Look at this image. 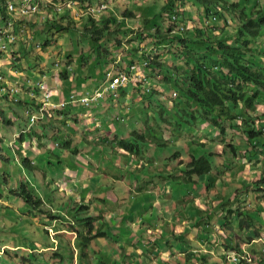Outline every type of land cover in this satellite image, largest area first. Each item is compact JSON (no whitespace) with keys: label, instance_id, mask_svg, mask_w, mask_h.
<instances>
[{"label":"trees","instance_id":"16d2710c","mask_svg":"<svg viewBox=\"0 0 264 264\" xmlns=\"http://www.w3.org/2000/svg\"><path fill=\"white\" fill-rule=\"evenodd\" d=\"M34 1L41 4V0ZM54 1L56 2L57 0H53V2ZM59 1L61 4L72 2L78 6H83L84 4L93 5V0ZM4 2L5 0H0V5L2 4V6H0L1 24H3V20H6ZM176 4H179L180 7L188 5L196 16L198 15L197 20H192L194 25L192 24V26L189 24L191 30L187 29L182 34L171 33L172 28L175 26V21H172L171 16L175 14L179 16L182 13L181 8L176 9ZM151 5L152 4L146 5V17L142 20L139 30L132 34L134 38L127 41L130 47L129 53L130 55L140 58L138 64L142 61L147 63L146 74L148 77L154 79L159 77L158 83L160 85L157 87L161 86L163 90L170 89V93L171 90L176 91L177 96L173 100L174 102L170 108L166 110L161 108L156 118L154 115L152 117V115L148 116L146 114L144 120L142 119L144 123L143 128L139 130L131 128V130L121 138L116 136L112 140V143H115V145L111 143L110 146L116 151L114 155L115 159L117 161H123L127 158L132 159L131 156H140L143 153V149L146 151V146L149 145H151L149 148L152 151L155 149L162 151L168 150L172 143H181V148L178 150H175L173 145L171 147L172 154H169L171 150H168L169 156L166 158L167 161L182 156L181 154L184 152L187 154L186 159H188V161L185 164L180 163L179 168H175L174 173L175 175L178 174L179 178L174 179L180 180L183 183L192 184L197 183V181L194 180V177H196L197 180L201 179L204 181L201 187L203 186L209 189L214 169H216L214 171L215 176H219V172L217 173V164L211 161L212 156L221 158L223 154L230 153L234 158L236 157V160L245 158L250 151L251 153L254 152V148H256V145L261 141L259 138L264 137V114L259 118H257V116L252 117L253 115L251 114L256 113L261 104L264 105V40H262L264 38V7L259 4V0H165L164 6L156 12ZM47 8L52 9L51 5H47ZM106 15L107 12L103 13L98 19H94L91 16L83 17L87 20L86 24L83 26V32L84 37L87 38L85 41H87L86 46L88 51L86 52L87 55L83 52L79 55V60L76 61L77 67L75 69L72 68L73 62L71 56H68L65 58L69 59L66 65L57 70V76L61 82L60 88L63 98H68L71 91L78 92L77 90L80 89L81 83H83L80 77L83 67H87L88 73L92 78L104 77L107 71H104V69L115 61L112 52L110 53L108 49L104 47L105 43L113 44V47L121 49V42L118 40L113 42L111 38L115 35L121 38L126 36V34L132 30L126 26L124 21L127 19L133 20L140 18L137 14L128 10L122 12V15L120 14L119 20L112 14L108 17ZM52 17L56 18V20L52 23V26L49 25L50 29L53 27L59 33L62 31L72 33L70 30L75 29L74 15L71 10L65 8L62 12L58 13L53 8V11L48 12V20L46 22H50ZM212 17H215L217 21L212 23ZM121 18L123 20H120ZM65 19L67 20L66 22L64 21L63 24V20ZM112 26L113 30H111ZM7 34L9 35L8 32ZM22 38L23 37H21V39ZM146 38H150V43H153L155 48L163 49L164 52L161 55L152 56V54L147 53V51H139L138 49L140 46L144 45V40ZM5 39H7V37ZM31 40L33 41V38H31ZM37 40V44H40L43 48L48 47L50 44L49 39L45 37L42 32L37 34ZM37 44H34L36 48L38 46ZM9 45L14 49L13 44L9 43ZM259 45L260 47L258 48ZM254 48H256L261 55L259 59L260 62L258 58L253 55ZM12 54H17V50L12 52ZM165 54L168 58L172 59V61L174 60L175 63L177 62V64H167V62L163 60ZM131 64L133 63L128 62L125 70L121 66L122 69L120 72H128V66H131ZM72 70H74V72H71ZM102 70L103 72H101ZM75 72L76 76L73 75L71 78V75ZM124 92L125 91L122 90L120 95H125ZM151 94L154 95L153 92H151ZM152 95L147 97H151ZM77 96L79 97V94H77ZM143 97L146 96L143 95ZM106 98L105 100L107 102L108 99L110 100L109 104L115 103V100L111 99L110 95ZM101 101L102 99L97 101L98 105ZM17 106H20V104L18 103ZM34 110L37 112L38 106H36ZM58 111L59 112L52 115L45 110L43 112L44 117L36 121L35 125L37 129L29 132V134L24 133V131L19 133L16 138L18 141L16 153L13 152L15 160L14 158H3V153L5 151L1 147L3 141L0 138V188L1 184L3 186L1 191L5 189L8 193L6 198H10L11 200L13 198L16 203H20V207H23L26 215L33 218L45 219L49 221L46 222V225L50 226L53 222L63 219L64 216H61L59 209L64 212L68 207L64 205V202L58 205L56 213H53L52 207L49 205V202H47L48 199L42 193L44 192V190H42L43 187H41L42 182H46L48 179L46 173L50 172V176L52 177L50 181L51 183L54 182L53 186L64 177L65 173L67 175H76L79 180L85 182L81 174L83 173L84 175L86 168H83L81 165L79 167H74V165H72V170L69 171L65 169V167L68 168L69 166L66 165L64 160H69V158L72 159L70 154L74 155V157L75 155H79L80 152L78 149H81L83 152L85 150L83 148L84 145H86L87 152L93 148L89 142L80 139L82 135L76 133L80 131L78 130L80 123L81 125L83 123L79 114L89 111L81 107L76 109L77 112H71L68 107H63ZM167 111L171 112L168 113ZM42 119L44 122L49 121L50 123L54 121L56 124H61V126L66 125L70 128L72 134L65 136L64 133L59 132L60 129L55 126L56 130L52 131V134L45 135V124L41 125ZM257 120L262 121L258 129L255 127ZM150 121H152V123H150ZM161 123L164 124V127L162 126L161 128L160 126L159 128V124ZM2 125L10 128L12 127V122L9 119L6 120V118H3ZM203 125L208 128L210 127L213 135L215 132L218 133L216 139L212 138L209 141H213L217 145H224V147L222 146L220 154L214 150V145H206L200 142L199 138L203 131L201 128ZM36 130L38 132H36ZM55 132H59V134L54 138L53 134ZM234 133L243 141V145L245 143L249 144L250 150L248 148L240 149L233 144L232 137H234ZM75 135L79 138H76ZM27 138H31V140L29 141ZM203 138L206 139V137ZM26 139L29 141L28 146L30 147H28V153L21 151V145L26 144ZM74 139L77 141L76 143H74ZM32 141L35 142L36 148L40 146V154L37 152H33L34 154L31 153L34 150L31 149ZM56 141H59L58 144H56V148L59 147L58 149L52 147ZM82 144L83 146L81 147ZM211 146L213 147L211 148ZM201 149H204L205 152ZM191 151H201L202 155H195V153ZM35 154L38 155L36 156ZM145 155H148V153L145 152ZM34 156L38 158V163L43 169L37 166L38 163L35 162L36 158H34ZM17 157H19V161ZM60 158L64 159L65 166L62 165ZM260 158L264 159V156L261 155L259 159ZM53 159H56L57 162H52ZM252 160V158H249V162H252ZM152 161L154 163L158 162V160L155 159ZM152 161L144 163V166L142 165L141 168L142 170H147L146 175L140 176L141 179H148L146 185L149 184L152 178L162 177V175L159 174L147 176L149 175V171L154 169ZM55 164L58 165V168ZM242 164L244 163L242 162ZM242 164L239 165L242 166ZM48 166L54 167L55 169L48 168ZM76 168H79L80 171L74 170ZM21 170L27 171L29 176L28 179L22 176ZM119 171L120 170H117V172ZM230 175L232 178H237L238 176L240 179L243 174L241 171H236L230 172ZM215 176L212 179L213 183L217 181ZM9 177L10 179L8 180ZM167 178H169V175L162 179ZM219 180H221V178ZM102 183L105 184L103 180ZM251 185L253 186L252 197L255 200L254 205L256 207L254 211L260 213L261 210H264V204L258 202L260 199L264 201V177L254 179ZM65 186H62L63 194ZM104 186L102 185L99 191H94L91 186L89 187V185H86L85 188L81 190L82 193L85 192V194L83 196L81 194L80 198L76 200L77 202L67 199V204L69 201L77 203V206L72 210L74 213L73 218H76V221H74L72 225L68 223L64 226V229H66L68 233H73L75 237L73 240V248L77 251L76 259L78 262H76V264H88L89 258V264H149L150 250H153L154 244H156L154 241L160 237L161 234L159 233L157 236L151 234L148 239L143 242L144 245L139 244L137 246L130 242V233L132 230L123 231V229H125L124 226H121L123 223L118 228L116 224L120 223V220H125L124 211L128 209L129 205H131L129 210H132L135 206L134 202L131 204L129 201L127 196L128 191L125 192L120 190L119 194L121 197H115V192H112V190L110 192L107 186ZM110 188H113V185H111ZM244 188H232L231 195L235 202L237 201V204H234V206L228 204H223L221 206L220 204L218 213L215 214V220L220 218L221 214L226 211V214L222 218L223 223L221 226H223V228H226L228 225L231 227V225L233 226L235 221H237L240 232L245 233L249 231V228H252V235L257 237L261 226L250 216V213L253 212V208L247 205L250 200L245 201L246 203L244 202L245 204L243 205L238 204V197L242 194L248 195V191H250L249 187ZM124 189L130 190L128 188ZM240 190L244 193L241 194ZM148 194L151 195L150 193ZM94 195L101 203H104L106 197H108L111 200L113 199L112 202H118L123 205L124 211H122V214H118V217L114 218L109 216L110 221L112 219L115 220V225L109 224L103 220L104 216L102 211L97 212L95 208L91 207L89 203L91 197ZM0 197L3 198L2 193H0ZM83 197L84 199H82ZM44 198H46L45 201H43ZM83 201L87 202L82 203ZM137 207L141 206L139 205ZM64 208L66 209L64 210ZM2 209L10 213L7 207H3ZM192 209L196 210L197 208L195 209L192 207ZM86 212L88 213L87 215L84 214ZM80 215L82 218H78ZM200 215L203 216L201 219ZM14 217L17 218L16 216ZM192 217H198V219H200H197L198 221L195 223V227H193L197 230L195 234L197 233L196 236L198 239L202 236L205 228L211 227L214 229L216 227V225L211 226L215 224L214 222H210L212 218L211 214H204L202 211H200L199 214L197 210V212L192 213ZM134 220L128 219L129 222H134ZM93 224L97 226L94 227ZM46 225L44 227H46ZM199 226H203V229L199 230ZM41 229L39 237L41 233H43L44 236L48 238L46 230L44 228ZM232 229V227L231 229L228 228L225 233L231 235L233 233ZM132 234L137 236L133 232ZM226 234L223 232L218 234L221 244L224 248L238 251L239 244H237V249L232 247V244L227 245V240L231 242V238ZM183 235L186 237V233ZM172 238L171 236V239ZM251 239L252 238L245 237L246 241ZM39 240L41 241V239ZM96 240L103 241V245L109 252V256L107 251H104L107 254L103 251H98L99 254L97 257L93 255V253H97L92 245V242ZM200 240H204V238H200ZM123 241L128 246L132 245L133 249L137 252H129V247H126L125 251L124 248L120 246ZM41 243L44 245L45 250L51 248L53 244L51 242V245L47 246L48 244L42 241ZM138 243H140V241H138L137 244ZM112 244H114V246ZM138 250L148 251L147 257L144 256V252L140 253ZM54 255H58V257L62 258L59 254ZM137 255L139 258L134 260ZM70 257L72 258V254ZM184 258L182 264L205 263V258L194 255L186 254Z\"/></svg>","mask_w":264,"mask_h":264},{"label":"rangeland","instance_id":"374dc122","mask_svg":"<svg viewBox=\"0 0 264 264\" xmlns=\"http://www.w3.org/2000/svg\"><path fill=\"white\" fill-rule=\"evenodd\" d=\"M21 1L22 0H17L15 2V7L18 11L14 14H11L8 18V20L12 23L11 29L9 30L5 29V26L0 23V31H2L3 33L5 32V30L8 31L9 36L13 38L11 44H13L14 46V51L17 50V54H15L14 57L12 55H11L12 57L6 56V59L1 60L2 62L0 64V75L10 80L12 82L13 88L17 90V93L15 94V96L13 93H9V94L0 93V138L3 141V145H1V147L5 151L3 153V158L4 157L10 158V159L14 158V160H15V157H13V155L14 153H16V149L18 146L17 144L18 141L16 138L18 137L19 133L24 131V133L29 134V132L37 129V126L35 125L36 123L33 126L28 127V123L26 121L25 112H24V109H26V107L24 106V104L25 103L29 104L27 105L28 110L31 111L32 113H35L34 108L39 103V100L42 97V91L38 88V84L44 82L47 86V91L51 93L50 103L52 105H55V103H57V101L55 100L61 99V92H62L60 88L61 82L59 81L58 76H57L58 74L57 70L60 68H63L66 65V62L69 59H65V58H67L68 56H71L72 62H73L72 68L75 69L77 67L76 61L79 60V55L82 52L85 53V55H87L86 52L88 51L87 46H86L87 41H85V39L87 40V38L84 37V32H83V26L84 24H86V21H87L86 18L82 17L78 21H74L75 29L70 30L72 31V33H68L66 31H62L59 33L53 27L52 29H50V26H52V23L55 22L56 18L52 17L50 22H46L48 20L47 19L48 12L51 11V9L47 8L48 4L51 5V7L53 8H55L56 6V9L57 8H60L61 10L63 9L64 5L61 4L59 0H57L56 2L55 1L53 2V0H42L40 8L39 7L37 8L36 4L32 5L31 2H29L27 8L24 9V11H28V13H25V14H22L19 11L22 8ZM229 1H232V0H229ZM92 3L93 5L86 6V7L95 8L97 4L106 5L107 8L104 10L103 13L107 12V15H106L107 17L110 14H112L117 20H119L120 18L119 16L122 15V12H125L126 10L132 11V13H135L138 16H140V18H136L133 20L127 19L124 21L126 23V26L128 28H131L132 30L128 32L126 36H123L121 38L120 36L115 35L113 38H111L113 42L116 40L121 42V45H122L121 49L113 47L114 46L113 44L111 45L110 43H105L104 47H106L110 53L112 52V56L115 58V61L111 63L109 67L104 69V71L107 70L104 76H106L108 72H111L112 74L120 73V70L122 68L124 70L127 68L126 65H128V62H132L133 64H138L140 62L139 61L140 58L135 57L134 55H130L129 53L130 47L127 44V41L131 38H134L132 34H134L135 32L139 30V26L142 20L144 19V17H146V13H147V10L145 9L146 5L152 4L151 7H153L154 11L157 12L158 10H160L161 7L164 6L165 0H107V1L93 0ZM259 4L264 7L263 0H259ZM33 6L36 7L35 11H33L32 9ZM86 7L80 8L78 6H74L72 10L80 14L81 12H84ZM177 8H181L182 13L184 12L183 15L182 13L181 15H179L180 22L192 25L193 24L192 20L198 19V15L196 16V14L191 10V8L188 5L180 7L179 4H176V9ZM101 14L102 13L96 14L94 18L98 19L99 17H101ZM66 20L67 19L63 20V24H64V21L66 22ZM120 20H123V19L121 18ZM190 28L191 27H189V29ZM187 29H188V26H187ZM111 30H113V26L111 27ZM40 32H42L44 36L49 39L50 44L46 48H43L40 44H37L36 42L37 34H40ZM21 37L23 38L21 39ZM31 38H33V41L31 40ZM262 40H264V38ZM37 41H40V40H37ZM150 42H151L150 38H146L144 40V45L140 46L138 50L139 51L143 50L144 52L147 51V53L152 54V56L161 55L164 52L163 49L155 48L153 43H150ZM34 44H37L39 48H36ZM259 47L260 45L258 46V48ZM9 48H11V46ZM253 50H254L253 55L257 57L259 61L261 57V55L259 54V51L256 48H254ZM6 54L7 52L0 51V59L5 58ZM130 60H133V61H130ZM163 60L166 61L167 64L175 63L174 60L172 61V59L168 58L166 54L164 55ZM175 64H177V62ZM71 72H74V70H72ZM101 72H103V70ZM27 74L29 77L27 76ZM73 75L76 76V72L71 75V78ZM90 76L91 75H89L87 67L86 66L83 67L81 75H80L81 81L83 83H81L82 85L80 89L77 90L78 92L75 91V92H72L71 94L81 95L87 91L95 90L96 88H98L100 84L102 83V77L92 78ZM158 80H159V77H158ZM158 80L156 78L150 81L152 82V85L154 84L153 86H155V85H160L158 83ZM160 87H153V89L150 92L153 91L154 95L149 94V95H146V97H143V94L141 95V93H137V92L134 93L135 88H132V86H129L125 90H127V94L130 91L133 92V96L131 97V94H132L131 93L130 96L128 97V100L126 101L124 99L126 95L121 96L120 95L121 93L119 92V94L117 95L118 97L116 96L112 98V99H116L113 105H116L117 107H114L111 104V106H109L108 109L105 105L106 103H108L105 100L107 99L106 98L107 95H105L104 99H102L101 103L99 104L102 106L97 107V111L102 112L104 110L101 114V118L97 120V122L100 123V127H96L95 131L94 130L90 131L89 130V128H91L90 124L89 123L84 124L85 120H83L82 125L80 123V126L78 127V130L80 131L76 133L79 135H82L80 139L86 140V142H89L90 145L99 144V146L96 148H99V150L100 149L103 150L104 147L107 146V144L100 143V137L102 135H105L109 129L112 130V129L118 128L119 130H125L126 132H129L130 128H135V130H139L143 128L144 126V123L142 119L140 118H143L144 120L146 113L148 116L152 115L153 117L154 115V117L156 118L157 113L161 111V108H164L165 110L170 108L171 106L170 103L172 102V100H170L169 102V98L167 99L170 93L169 91L170 89H166V90L164 89L165 90L164 94H161ZM138 89L139 88H137V91ZM150 95L152 96L147 97ZM17 103H20L21 105L20 106L15 105ZM69 106L75 109H79L78 107H74L72 105H69ZM53 110L54 109H52V111H49V114L54 115L56 112H59L58 110H54V111ZM89 112L91 113V110H89ZM167 112L170 113L171 111H167ZM251 114L253 115L252 117L257 116V118L262 116L264 114V105H260L256 113H251ZM9 115L14 116L13 117L14 123H12V126L13 124L14 126L7 128V126L2 125V120L3 118L5 119L6 117L10 120ZM104 118L106 119V121H104ZM104 122H106V128L102 125V123ZM91 123L94 124L95 120H92ZM150 123H152V121H150ZM261 123H262L261 120H257V122L255 123V127H257V124H261ZM44 124H45V135L52 134L51 132L56 130L55 126H57L60 129L59 132H63L65 136H69L70 134H72L70 131V128L67 127L66 125L61 126V124H56L54 121L50 123L49 121L48 122H44V120L41 121V125H44ZM160 126L162 128V126L164 127V124L161 123L159 124V128ZM201 128L203 129V131L201 132V136L206 137L207 140L205 141V144L208 145L209 144L208 140H211L213 138L212 129L210 127L207 129L205 125H203ZM36 132L38 131L36 130ZM59 132H55L53 134L54 138L56 137V135L59 134ZM98 133H100V137ZM216 133L217 132H215V134ZM215 137H217V135H215ZM27 139L29 141L31 140V138H27ZM27 139H26V144L21 145V148H22L21 151H24L25 153H28V150H29L28 149L29 141ZM259 139L262 141L264 137H260ZM58 142L59 141H56L52 147L56 148L57 147L56 144H58ZM76 142L77 141L74 139V143ZM200 142H204V141H200ZM232 142L235 146H238L240 149H246V148L249 149V144L245 143L243 145L242 144L243 141H241L240 138L236 136V133H234V137H232ZM210 144L214 145V147L211 146V148L213 147L214 150H216L217 153L219 154L222 151V146L224 147V145L222 146L217 145L213 141ZM170 145L171 146L169 147L168 150H171V151H169V154H172L171 147L173 145H174L175 150H178L181 148L180 147L181 143H175V144L172 143ZM82 146L83 144L81 145V147ZM85 146L86 145H84L83 147L85 149L83 152L81 151V149H78V151L80 152L79 155H75L74 157L70 154L74 162L70 158L69 160L68 159L64 160L63 158H60V161L62 162L63 166H65L64 161L66 162V165L69 166L68 168L65 167V169L69 171L72 170L71 169L72 165H74V167H79L80 165L76 162V160L80 161L81 166H83V168H86L84 175L83 173L81 174L82 178H84L85 182H88L87 185L92 184V189H94V191H99L98 189L102 185L104 186V184L102 183L103 175H104L102 164L104 163L105 165V162L110 159L108 161V168L110 169V172H108V174H113L116 180L121 178L123 182L120 184V187H116L118 182H113V184H115V187L113 188H110L111 185L110 183H108L106 184L107 189H110V192L111 190L112 192L114 191L115 197L117 196L121 197L119 194L120 190L125 191V192L129 191V190H125L124 188L130 189L134 195H137L140 193L138 197H133V198L134 200H138L137 203L141 207H137L136 204H134L135 206L133 207V209L129 210V208H131V205H129L126 211H124L123 205L119 204L118 202L116 203L115 202H112V203L102 202L101 203L99 200L93 198L92 196V204L94 205L95 209L97 211H100V210L103 211V214H104L103 220H105L109 224L111 223L112 225H115V220L112 219L110 221L109 216L110 217L112 216L113 218L118 217V214H122V211H124L125 220H120V223L116 224V227L118 228L123 223V225L126 224L127 228H130L132 225V222H129L128 219H133V220L135 219V222H137V220L141 221L143 219L145 223H150V225H153L157 223V221L161 218L162 220H169L170 218H172L171 215L168 216L166 214L167 212L166 210L158 209L156 206H154L153 208L151 207V204L156 201L155 193H157V189L152 188L153 184H155V186L161 185L167 179L165 180L161 178L159 179L158 177L152 178L149 184L146 185V181H148V179H143V178L141 179L140 176L146 175L147 170L146 169L142 170V169L137 168V164L134 163L135 159L138 161L141 160L144 163H149V161H152L153 159L158 160V165L160 166H158L156 169L150 170L149 175L147 176H152V174L158 175L164 171L171 172V169L173 167H171L169 171V168L163 165L166 163V158H167L166 154H168V150L160 151V150L155 149L152 151L149 148L151 145H149V146H146V151L145 149H143V153L140 156L138 157L132 156V159L134 161L130 160L126 164L125 161H119V160L114 161L113 160L114 155L116 154V151L114 150H110V154L106 156L98 154L93 158L94 154L88 155V152ZM40 149H41L40 146H38L36 150V151H39L37 152L39 154L41 151ZM201 150L205 152L204 149H201ZM33 152L34 151H32L31 153L34 154L35 152L34 153ZM145 152H147L148 155H145ZM191 152H194V151H191ZM194 153L195 155H202L201 151L194 152ZM253 153L254 155H257L256 152H253ZM35 155L37 156L38 154H35ZM181 155L182 156L177 157L176 159H170V160L172 162H175L177 165H179L180 163L185 164L188 161V159H186L187 154L186 152H184ZM36 156H34V158H36ZM221 158H223V161H221L220 157H217V156L216 157L212 156L211 158V161L214 164H217V167H218L217 173L219 172V176L218 175L215 176L214 174V171L216 169H214L212 173L213 174L212 179L215 176V178H217V181L213 183V180L211 179L210 188L209 189L205 187L202 188L205 194L209 193L211 195L212 202H214L213 196L215 195V191L221 188V181L219 180L220 178L224 179L225 177H231V179L230 178L225 179L223 183L224 186L234 182V179H232V176L230 175V172H234V168H231V166L227 165V163L230 162L231 158L232 159H236V158H234L230 153L223 154ZM17 160L19 161V157H17ZM245 161L246 159H244L242 162H245ZM35 162L38 163V158H36ZM52 162L56 163L57 160L53 159ZM113 162H116V163L113 164ZM153 163L154 162L152 161V164ZM220 163L222 166L220 165ZM56 165L57 164H55V166ZM37 166L40 169H43V167L40 166L39 163ZM48 168H54V167L48 166ZM57 168H58V165H57ZM115 169L122 170L123 171L122 175L118 173L116 174ZM250 173L252 174L253 170H250ZM21 174L24 178H27V179L29 178L27 171L25 172L21 170ZM46 174L49 180L47 179L46 182H42L41 187H43L42 190H44V192L42 193L48 199L47 202H49V205L52 207L54 214L57 211L56 208L58 207V205L63 204L65 202L64 205H66L68 209L65 210L66 208H64L65 210L64 212H62L59 209L61 216H64L63 219H59L58 221L53 222L52 225L50 226V225H46L47 224L46 222H49V221L45 219L44 221L42 218H33L29 215H26V213H24L23 207H20L21 205L20 203H16L13 200V198L12 200L10 198H6L8 193L5 189L4 191H1V188H3L1 184L0 193H2L3 198L0 197V264H76V262H78V260L76 259L77 251L73 248V240L75 238L74 234L68 233L66 229H64L65 224L70 223V225H72L74 224V221H76V218H73L74 213L72 212V210L75 206H77V203H72L71 201H69V203L67 204L66 202H67V199L77 200L78 198H80L81 194L83 196L85 192L82 193L81 190L85 188L86 185L82 186V181L79 180V178L76 175H72V174L67 175L65 173L64 177L60 181H57V183L53 186L54 182L51 183L50 181L52 179V177L50 176L51 175L50 172H47ZM96 176H97V179L89 180V177L93 178ZM251 178L252 179L250 180L249 185L253 183L255 176L254 177L252 176ZM9 179L10 177L8 178V180ZM158 180L159 182L156 183ZM243 180L247 181L248 179L246 178ZM93 184H97V187L93 186ZM62 186H65V188L63 187L64 194L62 193L63 191ZM53 187H54V190H53ZM188 187L189 189L187 188V190H191L193 188V186L190 184H188ZM249 188H252V187H249ZM187 190L185 189L178 190L174 188L175 192H181L182 195L186 194ZM229 190L232 191V187ZM145 191H151L154 194L148 196L147 194L145 195ZM240 192L241 194L244 193L241 190ZM222 193H223V190H222ZM130 195L131 194L128 193V199L132 204L133 199L132 200L130 199ZM162 196H165V194H161V197ZM248 196L252 197V193L249 192ZM46 198H44L43 201H45ZM82 199H84V197ZM160 202L161 201L159 200L158 203ZM158 203L157 205H159ZM3 207H7L10 210V213H7L6 210H3L2 209ZM159 212H162V213H159ZM205 212L207 214L208 210L206 209ZM260 213L264 216V210L260 211ZM84 214L87 215L88 213L86 212ZM174 215L175 213L173 214V216ZM14 216H16L17 218H15ZM211 216L212 218L210 222L215 223V217H216L215 214L212 213ZM177 217L179 218V220H182L181 218L185 217V214L183 213V208L180 207L179 204L177 205ZM78 218H82V216L80 215ZM45 225L46 227H44ZM93 226L96 227L97 225L93 224ZM41 228H44L46 230L47 232L46 235H48L49 240L53 243L52 245H51V242L48 240V238L44 236L43 233H41L39 237V232L40 230H42ZM228 228L231 229L229 225L226 228H222L220 230L219 229L217 230V226L214 229L211 228V230H209L207 233L213 235L214 243H212V245L210 246H214V244H217V247L209 248L207 247L206 242H201V244L204 247L200 248V254H197L200 256L198 257H201V258L205 257V262H208L209 264L214 263L217 258L220 260V257H221L223 259L222 261L220 260V262L221 264H223V262H225V257H224V254L221 252V247L219 246V242L221 243V241L219 240L220 237L218 236V232L220 231L226 234L225 231ZM179 229L180 228L174 227V231L176 233H179V235H182V232H180ZM123 231H127V229H123ZM232 231L233 233L231 235H228V233L226 235L231 238V244H232L231 246L237 249V244L241 242L240 238L241 236H243L242 232L239 231V224L237 221H235ZM143 232H144L143 230L140 231L142 235H143ZM166 232H167L166 228H162V230L160 231L162 236H165ZM193 235H195V231L193 232ZM39 239H41L43 243L48 244L47 246L51 245V248H48L45 250L44 245H42ZM144 240L146 239L143 237H139V234L135 236L134 234L130 233V242L137 245L138 241H142L140 244H143ZM164 242H166V240L165 241L157 240L155 241L156 244L154 246H156V249H158L160 246L164 245ZM103 244L104 243L102 240H96L92 242L93 248L94 250H96L95 252H97L96 254L93 253V255L97 257L99 254L98 251H103V252L107 251ZM112 245L114 246V244ZM120 246L123 247L124 250L126 249V247H129L128 249H129V252L131 253L137 252L136 250L133 249L132 245L128 246L124 241L120 244ZM258 246L259 248L261 247L260 244ZM138 251L140 253L144 252V256L147 257L148 251H143V250H138ZM183 252H186V249L183 250ZM230 253L231 255L241 254L239 251L237 252L230 251ZM54 254H59L61 255L62 258L58 257V255L55 256ZM71 254H72V258L70 257ZM161 255L162 254L157 253V251L153 252L152 257L149 258V260L151 262H153V260L154 261L161 260L166 263L169 262L168 259L166 260L165 257H162ZM108 256H109V252H108ZM138 258L139 256L137 255L135 256L134 260ZM173 258H174V263L176 264H182V261L185 259L183 258V255H179L178 251L174 253ZM89 262H90V258L88 260V264ZM260 263L263 264L261 260H260Z\"/></svg>","mask_w":264,"mask_h":264},{"label":"crops","instance_id":"0c3cea01","mask_svg":"<svg viewBox=\"0 0 264 264\" xmlns=\"http://www.w3.org/2000/svg\"><path fill=\"white\" fill-rule=\"evenodd\" d=\"M2 59H0V61ZM10 73H12V72H10ZM27 76H28V74H27ZM8 83L10 85H12V83L10 81ZM123 91H125V90H123ZM121 92H122V90H121ZM124 93H127V90ZM131 93L133 94V92L130 91L128 93L129 95H127L124 98L126 101L128 100V97L130 96ZM58 100H55V101L58 102ZM109 102H110V100L108 99V103L105 104L106 107H107V109H108L109 105L111 106V104H109ZM125 103H127V102H125ZM98 106H102V105H97L96 107H94L91 110V113L90 112L89 113L86 112V113H83V114H79L80 117H81V119H82V122H83V120H85L84 124H86V123H89L90 124V126H91V128H89L90 131L91 130H94L93 126L95 124V123L94 124L91 123V121L92 120H95V122H97V120H99L101 118V114L104 111V110L102 112L101 111H97V107ZM113 106L114 107H117L116 105H113ZM73 110H74V112H76L75 109H73ZM79 111H82V110H79ZM24 112H25V110H24ZM13 117L11 115H9L10 121L12 123H14ZM141 119H143V118H141ZM104 121H106L105 118H104ZM102 125L106 128V122L102 123ZM13 126H14V124H13ZM127 133L128 132H126L125 130H119L118 128L112 129V130L109 129L106 132V134L103 135V137L105 138V143L108 144L109 147H111L110 146V144H111V141L110 140L114 139V137H116V136L118 138H121L122 136L126 135ZM200 141H204V138L201 137ZM104 149H106V152L104 150H101V149L99 150V148L94 149V152H92V154H94L93 158L96 155H98V154H101V155H104V156L110 154L107 146L104 147ZM103 152H105V153L103 154ZM250 153H251V151L247 154V157H245L247 159H246L245 162H243L244 164H242V161L245 158L239 159V160H236V159H232L231 158L230 162L227 163V165H230L232 168H234V172L241 171L243 175H242V178H240V179H239L238 176H237V178H232V179H234V182L233 183H230L228 185H225V186H224L223 183H224L225 179H227V178L226 177L224 179L221 178V180H220L221 181V188L218 189V190H216L215 191V195H214L215 197H214L213 207L215 209H213V210L215 212H217L216 207L223 202V198H221V196L224 197V194L225 193H227V196L225 198L224 204H228V205H231V206H234V204H237V201L235 202V200L232 198V195L230 193L231 190H229V189H231V187L232 188L234 187V189H236V188L241 189V188H244V187H252V188H249L250 191H251V193H252L253 192L252 191L253 190V186L252 185H249L250 184V180L252 179L251 177L252 176L253 177L255 176V179H260L261 177L262 178L264 177V159H262V158L259 159V157L257 155H254L253 152L251 154ZM263 156H264V153H263ZM249 158H252L253 159L252 162H249ZM113 160L114 161H117L115 159V156H114V159ZM221 160L223 161V158H221ZM108 161L105 162V165H104V163L102 164L103 165V174H104L103 175V181L105 182L104 185L110 183V185H113V187H115V184H113V182H118L117 185H116V187H120V184L123 182V180L120 178V179H117L118 180L117 181L116 178L113 176V174H108V172H110V169L108 168ZM239 164H242V166L239 165ZM220 165H221V163H220ZM75 170L76 171H80L78 168H76ZM250 170H253V173L252 174L250 173ZM115 172L117 174V170L116 169H115ZM122 173H123V171L120 170L118 174L122 175ZM246 178L248 180L247 181H244L243 179H246ZM94 179H97V176L96 177H93V178L89 177V180H94ZM230 179H231V177H230ZM99 180H100V178H99ZM172 182L173 181H170L168 183H162L161 185H158V186H155V184H153L152 188L153 189L156 188L157 189V193H155L156 201L151 204V207L152 208L154 206H156L158 209L166 210L167 211L166 214L168 216L171 215L172 218H170L169 220H162V218H161V219H159L157 221V223H155L153 225H150V223H145L143 221V219L141 221H138L137 220V222H135V220H134V222L132 221L133 223H132V225H131L130 228H127L126 227V224L125 225H121V226H124L125 229H127V230H130V231L132 230L131 231V234H132V232L135 233L136 230H139V231H142V230L143 231H148L149 230L148 232H150V233H146V235H143V237H145V238L149 237L148 235H151V234L153 236L154 235L157 236L160 233V231L162 230V228H166L167 229V232H166L165 236L166 237H169V238L171 236L173 237L172 240L169 243L171 245V249H168V252L163 253L165 251L164 248H161L160 250H156L155 249L156 246H154V249L152 251L153 252H156L157 251V253H162L163 255L168 254V255L171 256V259H172V255L175 252H177V251L178 252H183V250L189 248L188 242L186 241V239L185 240L183 239V234L184 233H187L188 240L190 242H192L193 245L196 243V242L192 241V238L194 237L193 232L194 231H197L193 227L195 226V223L198 220H200L201 217H203V216L200 215V219H198V217H192V213L197 212V209L196 208L199 207V206L204 211L206 209L208 210V207H205L206 209L204 208V206L202 205V202H207V204H210V201H211V195H210V197H205V199H201L199 201L196 198H193V200L195 202L194 208L196 209V210H193L192 209V206L193 205H190V201H189L190 197L188 199L187 194L182 195L181 192H175L174 191V188H170V186H174L175 185L174 182L173 183ZM231 182H232V180H231ZM87 183L88 182H82V186L83 185H87ZM188 184L189 183L184 182V185L180 184L179 187H183V186H187L188 187ZM94 185L97 187V184H94ZM191 185L193 186L192 189H194L195 191L199 192L200 194H204L205 196L208 194V193L205 194L203 192V190H202L203 186L200 187L197 183H192ZM90 186H92V184H89V187ZM222 190H223V193H222ZM109 191H110V189H109ZM250 191H248V194H249ZM148 193H151V195L154 194L151 191H145V195L147 194L148 196H150ZM161 194H165V196H162L161 197ZM191 194L196 195V193H194V192H192ZM137 195H139V194H137ZM136 197H138V196H136ZM93 198L96 199L95 196H93ZM252 199H253V197H249L248 195L242 194L241 196L238 197V204L243 205V204L246 203L245 201H249L250 200L247 203V205H249L250 207L253 208V212L250 213V216L256 221V223L260 224V226H261V228L259 229V235L257 237L253 236L252 235V228H249V231H247L245 233H242L243 236H241V238H240L241 242L238 243L239 244L238 246H239L240 249H243L246 252L255 253V256L257 258L259 257V259L261 260V262H263V264H264V216L261 213H257V212L254 211V210H256V207L254 205L255 200L254 199L252 200ZM159 200L161 201L160 203H158ZM91 201H92V197H91ZM105 201H107V202H104V203H109V202L111 203L113 201V199L111 200L110 198L106 197ZM75 202H77V201L75 200ZM137 202H138V200H135L136 206H139V204ZM258 202L260 204L261 203L264 204V201H261V199L258 200ZM157 203L159 205H157ZM178 204L180 205V207L183 208V213L185 214V217H183L181 219H183V221L184 222H187V223H181L180 220H178L177 218H174V216H173L174 213H177V205ZM257 208H259V207H257ZM211 212H208L207 214H210ZM159 213H162V212H159ZM225 214H226V211H224L221 214V217L215 220V224L214 225H211V226H215L216 225L217 226V230L218 229L219 230L222 229L223 228V226H221V224L223 223L222 222V218L224 217ZM231 222H232V220H231ZM174 227L180 228L179 231L182 232V235H179V233H176L174 231ZM231 227L233 228L232 225H231ZM201 229H203V226H199V230H201ZM205 229L207 231L211 230V228H209V227H207ZM219 233H220V231H219ZM175 236H177V237L179 236V238L181 239V241L179 242L178 239H175ZM245 237L252 238V239L246 241L245 240ZM182 239L184 241L183 243H182ZM156 241H157V239H156ZM227 242H228L227 245H231V242H229V240H227ZM259 244L261 245L260 248L258 246ZM202 246L203 245L201 244L200 247H202ZM153 252L150 254L151 256L149 255V258L152 257ZM179 255H183V254H179ZM162 257H164V256H162ZM222 259L223 258L220 257V260L221 261H222ZM149 264H164V263L160 262V260H155V261L153 260V262L149 261ZM216 264H219V263L216 262ZM259 264H261V263H259Z\"/></svg>","mask_w":264,"mask_h":264},{"label":"clouds","instance_id":"9594fccd","mask_svg":"<svg viewBox=\"0 0 264 264\" xmlns=\"http://www.w3.org/2000/svg\"><path fill=\"white\" fill-rule=\"evenodd\" d=\"M67 3V2H66ZM72 3V2H71ZM74 4V3H73ZM49 5V4H48ZM64 5V7H63V9H68L66 6H65V4H63ZM76 6H78L77 4H75ZM99 5H102V4H97L96 6H99ZM86 6H91V5H86V4H84L83 6H78V7H80V8H83V7H86ZM39 8H40V5L38 6ZM52 9H51V11H53V7H51ZM106 8H107V6H106ZM63 9L61 10L60 9V11H57L56 10V8H54V10H56L58 13H60V12H62L63 11ZM4 10H5V8H4ZM69 10H71V9H69ZM72 11V10H71ZM73 12V11H72ZM104 12V11H103ZM103 12H102V14H103ZM5 14H6V10H5ZM101 14V15H102ZM73 15H74V21H78L80 18H82V17H85V16H87V15H83V16H76L75 14H74V12H73ZM172 17H174L175 19L173 20V18ZM8 18H9V15H7L6 14V20H3V25H5V23L7 22V21H9L8 20ZM94 18V17H93ZM95 19V18H94ZM171 19H172V21H175L174 22V24H175V26L172 28V31H171V33L172 34H178V33H183L185 30H187V26H188V29H189V24H187V23H182V22H180L179 21V16L177 15V14H175V15H173V16H171ZM217 21V19L215 18V17H212L211 18V22L212 23H214V22H216ZM180 28H182V30H180ZM10 47V46H9ZM9 51H11V53L12 52H14V49H12V48H9L8 49ZM6 56H8V53L5 55V58H3L4 60L6 59ZM12 56L14 57V55L12 54ZM11 56V57H12ZM2 59V60H3ZM0 64H1V61H0ZM146 66H147V63L146 62H144V61H142L140 64H131V66H128L129 67V69H128V72H123V73H126V74H128L129 75V77L131 76L132 78H134V76L136 75V74H141V75H143L144 76V78H145V81H142V82H137V81H135V82H130L128 85H126L125 87H121V88H119V90H118V93H117V95L119 94V92L121 93V90H125V89H127L129 86H132V88H135V91H134V93L135 92H137V93H141V95L143 94L144 96H146V95H149V94H151V90L153 89V87H157L158 85H155V86H153L152 85V80L154 79V78H151V77H148V75L146 74ZM132 67H134L135 68V71H132L131 70V68ZM121 73V72H120ZM0 77H2L1 75H0ZM3 78V80H4V82H0V88H6V92H1L0 91V93L1 94H9L10 93V89H14L13 88V85H10L8 82L10 81V80H8V79H6V78H4V77H2ZM103 79V78H102ZM151 80V81H150ZM157 80H158V78H157ZM11 82V81H10ZM12 83V82H11ZM136 84H137V87H136ZM46 85V84H45ZM139 86V87H138ZM153 86V87H152ZM46 88H47V86H46ZM137 88H139L138 89V91H137ZM142 89V90H141ZM146 89H148V91H146ZM160 89H161V91H160V93L161 94H164V90L160 87ZM15 91H16V93H17V90L15 89ZM42 91V90H41ZM126 91V90H125ZM49 92V91H48ZM153 92V91H152ZM16 93H14V96H15V94ZM72 93V91L69 93V95ZM42 94H43V91H42ZM126 94V96L127 95H129V94H127V93H125ZM170 95L167 97V99L169 98V102H170V100H172V102L170 103L171 105L173 104V100L176 98V96H177V93H176V91H171V93H169ZM69 95H68V98L66 97V98H63V96H62V94H61V99H59L58 100V102L57 103H55V105H52L51 103H50V98H49V106L48 107H46L42 112H39V109H40V107H41V103H42V97L40 98V100H39V103L36 105V106H38V111L37 112H35V113H32L31 111H29L28 110V108H27V105H29V104H27V103H25L24 104V106L26 107V109L30 112V114H34L35 116H36V121H38L39 119H41V118H43L44 117V111L45 110H47L48 112H49V110H51L52 111V109H54V110H60V109H62L63 107L64 108H69L70 109V111L71 112H73L74 110L73 109H75V108H72V107H70L69 105H72V106H74V107H78V108H83L84 110H92L94 107H96L97 105H98V103L97 102H93V103H91L89 106H82V105H76V104H67V105H65V106H63V107H59L58 105H59V103H61V102H63V101H68V99H69ZM82 95V94H81ZM116 95V96H117ZM108 96V95H107ZM133 96V94H131V97ZM50 97H51V93H50ZM79 97H80V95H79ZM110 97H111V99L114 97V96H111L110 95ZM118 97V96H117ZM163 98H164V96H163ZM113 100H116V99H113ZM18 104V103H17ZM17 104H15V105H17ZM20 104V103H19ZM21 105V104H20ZM261 105H263V104H261ZM67 106V107H66ZM171 107V106H170ZM24 109V108H23ZM26 109H24L25 110V117H26V121H27V123H28V127H31V126H29V121H28V118H27V115H26V112H27V110ZM75 111H76V109H75ZM77 112V111H76ZM89 113V112H88ZM147 114V113H146ZM145 114V115H146ZM7 119V118H6ZM141 119V118H140ZM8 120V119H7ZM118 120V119H117ZM36 121H35V123H36ZM121 121V120H120ZM96 127H100V123L99 122H95V124H94V126H93V128H94V130H96ZM259 127V124H257V127H256V129ZM206 128H208V127H206ZM130 130H131V128H130ZM99 134V137H100V133H98ZM215 135H217V137H218V133H214V135H213V138L214 139H216L217 137H215ZM75 136H77V135H75ZM202 137V136H201ZM201 137L199 138V140L201 139ZM76 138H79V137H76ZM115 138V137H114ZM203 138V137H202ZM104 139V140H103ZM103 140V141H102ZM113 140V139H112ZM112 140H110L111 141V143H112ZM207 139H204V144H205V141H206ZM208 142H209V144L211 143L209 140H208ZM100 143H102V144H106L105 143V138L103 137V135L100 137ZM113 145H115V143H112ZM99 146V144H96V145H92V147H93V149L91 148V150L90 151H88V155L89 154H92V152H94V149H96V147H98ZM257 147L256 148H254V152H256V154H257V156L258 157H261V155H263V152H264V148H263V146H264V139L262 140V141H260L257 145H256ZM107 147H108V150H109V152H110V150H113L111 147H109V145L107 144ZM31 149H34L33 151L34 152H38V151H36L37 150V148H36V145H35V142H31ZM105 152H106V149H103ZM115 151V150H114ZM105 152H103V154L105 153ZM167 155V158H168V156H169V154H166ZM72 156H74V155H72ZM129 156H131V155H129ZM132 157V156H131ZM166 158V157H165ZM245 159H247V158H245ZM130 160H133V159H131V158H127V159H124L123 161H125L126 162V164L130 161ZM220 160H221V158H220ZM134 161V160H133ZM222 161V160H221ZM76 162L79 164V165H81L80 163V161H77L76 160ZM164 162H165V160H164ZM116 162H114L113 164H115ZM134 163H136L137 164V168H139V169H141L142 168V165L144 164V162L143 161H141V160H136L135 159V161H134ZM65 164V163H64ZM163 165H165V166H167L168 168H169V171H170V168L171 167H173L172 169H171V172H167V171H164V172H161L159 175H162V177H161V179L163 178V177H166L167 175H169V179L167 178V180L166 181H164L163 183H168V182H170V181H173L174 182V186H170V188H176V189H179V190H182V189H185V190H187V188L189 189V187H187V186H183V187H179V185L180 184H182V185H184V183L182 182V181H180V180H176V179H174V178H179V175L178 174H176L175 175V173H174V170H175V168L177 167V168H179V166H180V164L179 165H177L175 162H172L171 160H167L166 161V163L165 164H163ZM144 166V165H143ZM158 166H160V165H158V162L157 163H153V167H154V169H156ZM222 166V165H221ZM79 169V168H78ZM75 170V169H74ZM179 170V169H178ZM88 172V171H87ZM173 172V173H172ZM117 173H119V172H117ZM226 178H230V177H226ZM160 179V178H159ZM165 180V179H164ZM194 180L195 181H197V184L201 187V185H202V183H203V180H201V179H196V177H194ZM157 182H159V180L157 181ZM156 182V183H157ZM172 182V183H173ZM191 185V184H190ZM93 186H95L94 184H93ZM92 187V186H91ZM224 189V188H223ZM98 190H100V188L98 189ZM192 192H194V193H196V195H194V194H191ZM128 193H130L131 195H130V199L132 200L133 199V202H134V204H135V200H134V198L133 197H136V196H138V195H134L132 192H131V190H129L128 191ZM140 194V193H139ZM151 194V193H150ZM187 196H188V199H189V197H190V199H189V201H190V205H193L192 207H194V204H195V202H194V200H193V198H196L198 201L199 200H201V199H204L205 197H210V194L208 193L206 196L204 195V194H200L199 192H197V191H195L194 189H191V190H187ZM201 195V196H200ZM204 195V196H203ZM127 196H128V194H127ZM226 196H227V193H225L224 194V197H222L221 196V198H223V202L221 203V206L224 204V202H225V198H226ZM213 199H214V196H213ZM83 202H87V201H83ZM105 202H107V201H105ZM110 203V202H109ZM90 205H91V207L92 208H95L94 207V205L92 204V201H91V199H90V203H89ZM202 205L204 206V208L205 207H208V212H211L213 209H215L214 207H213V202L212 201H210V204H207V202H202ZM220 205V204H219ZM219 205L216 207V209H217V212H215L214 210L210 213L211 215H212V213H214V214H217L218 213V208H219ZM201 207L199 206V207H197V210L199 211V213H200V211H202V212H204V214H206V212L203 210V209H201ZM206 209V208H205ZM97 211V210H96ZM101 211V210H100ZM100 211H97V212H100ZM103 212V211H102ZM104 215V214H103ZM179 216V215H178ZM174 218H177L178 220H179V218L177 217V213H175V215H174ZM180 222L181 223H187V222H184L183 221V219L182 220H180ZM133 223V222H132ZM195 227V226H194ZM195 229V228H194ZM196 232V231H195ZM208 231L205 229V231L202 233V236L200 237V238H204V240H200V238L198 239V237L196 236V234L194 235V237L192 238V241H194V242H196L194 245L192 244V242H190L189 240H188V237H187V233H186V237H185V235H183V239L185 240L186 239V241L188 242V246H189V248L188 249H186V252H179V254H183V258L185 257V255L186 254H189V255H194V256H200V255H197V254H200V248H203L204 246H202V247H200L201 246V242H206L207 243V247H209V248H212V247H217V244H214V246H210V245H212V243H214L213 242V235L212 234H209V233H207ZM135 233H136V235H138L139 234V237H143V235H146V233H150V232H148V231H144L143 232V235L140 233V231L139 230H136L135 231ZM161 234V233H160ZM218 234H219V232H218ZM148 236H150V235H148ZM143 238H145V237H143ZM148 238V237H147ZM147 238H145V239H147ZM161 238H162V240H161ZM177 238V236H175V239ZM178 241L180 242L181 241V239L179 238V236H178ZM183 239H182V243L184 242L183 241ZM157 240H161V241H165L166 240V242H164V245H162V246H160L158 249H156V250H160L161 248H164L165 249V251L163 252V253H166V252H168V249H171V245L169 244L170 243V241L172 240L171 239V237L169 238V237H166V236H162V235H160V237H158L157 238ZM220 240V239H219ZM144 241H146V240H144ZM143 241V242H144ZM156 241V240H155ZM155 241H154V243H155ZM142 241H140V243H141ZM140 243H138L137 245H139ZM155 245V244H154ZM219 246L221 247V252L224 254V257H225V262H223V264H233L232 263V256H235V255H238V254H232L231 255V253H230V251H232L231 249H227V248H224V246L219 242ZM154 249V248H153ZM151 251H152V249H151ZM150 251V253H149V255L153 252H151ZM238 251L241 253V254H239V255H243V254H246V255H249V256H251V258H252V261H253V263L252 264H259L260 263V260H259V257L257 258L253 253H250V252H246V251H244L243 249H240L239 248V246H238ZM234 252H237V251H234ZM176 253V252H175ZM162 254V253H161ZM174 255V254H173ZM173 255H172V259H171V256L170 255H168V254H166V255H161V256H164L165 257V259L167 260L168 259V261L169 262H163V261H161L160 260V262H162V263H164V264H176V263H174V258H173ZM260 256V255H259ZM261 257V256H260ZM202 258H205V257H202ZM205 260V259H204ZM150 261V260H149ZM183 262V261H182ZM215 262H217V263H219V264H221V262H220V260L217 258L216 260H215ZM209 264L208 262H205V264ZM204 264V263H203ZM214 264H216V263H214Z\"/></svg>","mask_w":264,"mask_h":264},{"label":"built area","instance_id":"2783aa9c","mask_svg":"<svg viewBox=\"0 0 264 264\" xmlns=\"http://www.w3.org/2000/svg\"><path fill=\"white\" fill-rule=\"evenodd\" d=\"M17 0H5L4 2V8L6 10V14L7 15H11L16 13L18 10L15 7V2ZM31 2V4H36V7L38 8L39 4L38 2L34 1V0H22L21 1V5L22 8L19 10L20 13L25 14L28 13V11H24V9L27 8L28 3ZM42 3V0L40 1ZM2 6V4L0 5ZM65 6L68 9H71L76 6L75 4L71 3V2H67L65 4ZM35 6L32 7L33 11H35L36 9ZM56 8V6H55ZM106 9V5H99L96 6L95 8H91V7H86L84 12H81L80 14L76 13L74 10H72L74 12V14L76 16H83V15H87V16H91L94 17L96 14H100L102 13L104 10ZM57 11H60V8L56 9ZM37 11V10H36ZM173 20L175 19L174 17H172ZM5 29L9 30L11 29L12 23L10 21H7L5 23ZM7 30H5V32L3 33L2 31H0V51L3 52H7L8 56H11L12 53L11 51H9V43H12V37H10L7 34ZM180 30H182V28H180ZM7 37V39H5ZM38 48V46H37ZM132 71H135V68L132 67L131 68ZM142 82L145 81V78L143 75L141 74H136L134 76V78H132L131 76L129 77L128 74L126 73H117V74H112L111 72H108L106 74V76L103 77L102 79V83L100 84V86L98 88H96L95 90H90L87 91L85 93H83L82 95H80V97H78L77 95L74 94H70L69 95V99L68 101H63L61 103H59V107H63L67 104H76V105H82V106H89L91 103L93 102H97L98 100L103 99V97L105 95H111L116 97L119 88L121 87H125L126 85H128L130 82ZM0 82H4L3 78L0 77ZM38 88L40 90L43 91L42 94V103H41V107L39 109V112H42L46 107H48L49 104V98H50V93L47 91L46 85L45 83H40L38 84ZM1 92H6V88H0ZM146 91H148V89H146ZM10 93H16L15 89H10ZM28 121H29V126H33L35 124L36 121V116L33 114H30V112L27 110L26 112ZM264 148V146H263ZM232 263L233 264H252V258L249 255L243 254V255H235L232 256Z\"/></svg>","mask_w":264,"mask_h":264}]
</instances>
